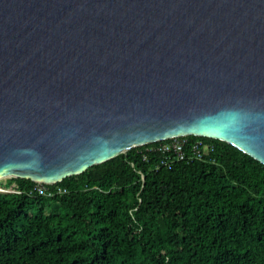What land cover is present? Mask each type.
Wrapping results in <instances>:
<instances>
[{"label":"water","instance_id":"1","mask_svg":"<svg viewBox=\"0 0 264 264\" xmlns=\"http://www.w3.org/2000/svg\"><path fill=\"white\" fill-rule=\"evenodd\" d=\"M180 136L264 165V0H0V180Z\"/></svg>","mask_w":264,"mask_h":264},{"label":"trees","instance_id":"2","mask_svg":"<svg viewBox=\"0 0 264 264\" xmlns=\"http://www.w3.org/2000/svg\"><path fill=\"white\" fill-rule=\"evenodd\" d=\"M200 138L210 160L157 168L154 142L64 178L52 197L1 181L21 192L0 193V264H264V165Z\"/></svg>","mask_w":264,"mask_h":264},{"label":"built area","instance_id":"3","mask_svg":"<svg viewBox=\"0 0 264 264\" xmlns=\"http://www.w3.org/2000/svg\"><path fill=\"white\" fill-rule=\"evenodd\" d=\"M190 136H180L169 140L161 141L155 149L162 153L157 168L160 165H170L173 162L193 159H211L210 153L214 150V144L200 137L189 138ZM209 157V158H207ZM16 185H0V193H20ZM30 194L45 195L52 197L55 195L67 193V189L55 184H45L35 182L28 189Z\"/></svg>","mask_w":264,"mask_h":264},{"label":"rangeland","instance_id":"4","mask_svg":"<svg viewBox=\"0 0 264 264\" xmlns=\"http://www.w3.org/2000/svg\"><path fill=\"white\" fill-rule=\"evenodd\" d=\"M5 180H6V178H4V179H1V180H0V183H1V181L5 182Z\"/></svg>","mask_w":264,"mask_h":264}]
</instances>
